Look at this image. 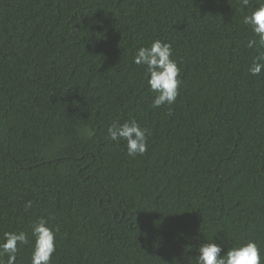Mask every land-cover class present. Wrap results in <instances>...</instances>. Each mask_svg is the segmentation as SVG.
<instances>
[{"label": "trees", "instance_id": "1", "mask_svg": "<svg viewBox=\"0 0 264 264\" xmlns=\"http://www.w3.org/2000/svg\"><path fill=\"white\" fill-rule=\"evenodd\" d=\"M249 0H0V243L59 229L51 264H196L256 241L264 258V48ZM170 42L182 84L156 95L139 47ZM135 119L148 151L107 128ZM28 201L31 208L25 207ZM3 259L6 260V257Z\"/></svg>", "mask_w": 264, "mask_h": 264}, {"label": "clouds", "instance_id": "2", "mask_svg": "<svg viewBox=\"0 0 264 264\" xmlns=\"http://www.w3.org/2000/svg\"><path fill=\"white\" fill-rule=\"evenodd\" d=\"M247 7L249 0H240ZM243 23L248 25L257 39L249 40L248 48H264V0H258V7L250 15L243 17ZM173 49L170 42L160 39L152 41L150 46L139 47L134 56V63L146 67L147 84L156 93L151 107L159 108L162 105L175 103L182 84L181 68L172 58ZM252 76L264 73V52L259 53L248 69ZM148 129L142 128L135 120L121 124L114 120L107 128V138L111 141H126L127 155L136 157L148 151ZM28 201L26 209L31 208ZM59 229L48 226L45 218L40 217L31 225V235L34 237V246L31 255V264H51L56 251L57 233ZM18 243L27 245L28 235L25 232H5L3 242L0 243V264H16ZM196 264H264L259 244L248 240L239 246H233L224 252V248L216 242H206L198 248ZM6 257V260L3 259Z\"/></svg>", "mask_w": 264, "mask_h": 264}]
</instances>
